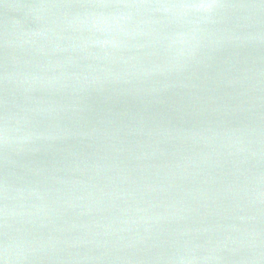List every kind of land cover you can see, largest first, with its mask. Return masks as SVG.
<instances>
[{"label":"water","instance_id":"water-1","mask_svg":"<svg viewBox=\"0 0 264 264\" xmlns=\"http://www.w3.org/2000/svg\"><path fill=\"white\" fill-rule=\"evenodd\" d=\"M0 264H264V0H0Z\"/></svg>","mask_w":264,"mask_h":264},{"label":"snow or ice","instance_id":"snow-or-ice-1","mask_svg":"<svg viewBox=\"0 0 264 264\" xmlns=\"http://www.w3.org/2000/svg\"><path fill=\"white\" fill-rule=\"evenodd\" d=\"M204 7H209V8H211V7H213L214 5L213 4H207V5H203Z\"/></svg>","mask_w":264,"mask_h":264}]
</instances>
